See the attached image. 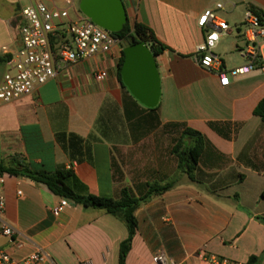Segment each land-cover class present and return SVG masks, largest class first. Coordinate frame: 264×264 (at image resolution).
Returning <instances> with one entry per match:
<instances>
[{"label": "crops", "instance_id": "crops-1", "mask_svg": "<svg viewBox=\"0 0 264 264\" xmlns=\"http://www.w3.org/2000/svg\"><path fill=\"white\" fill-rule=\"evenodd\" d=\"M122 1L129 23L145 25L166 46L155 56L159 124L153 128L147 111L120 87L116 68L121 44L107 54L62 64L55 78L31 94L0 103V161L19 159L32 169L49 172L64 166L74 174L67 179L73 190L112 198H118L121 186L140 196L148 184L176 176L172 187L135 209L137 225L124 264H154L151 256L157 251L176 264H212L210 256L247 264L250 256L260 254L256 264H264V222L257 219L264 215V173L237 160L249 142L250 157L254 150L264 152V122L253 114L264 96V68L229 77L222 86L214 71L194 61L204 36L197 18L204 9L222 2L237 25L246 9L264 16V0ZM17 8L16 0H0V56L4 59L0 82L6 60L21 44ZM240 40L233 29L220 35L213 52L224 69L246 63L239 53ZM260 54L264 65V44ZM100 69L107 75L95 80L93 73ZM169 122H182L201 132L223 156L219 159L212 149L206 150L195 170L198 185L176 171V163L170 172L166 162H158L162 155L174 157L172 144L166 147L149 137ZM209 122H228L229 137L213 130ZM59 133L80 136L88 146L86 158L71 160L56 140ZM125 155L126 171L121 167ZM149 155L159 160L149 164ZM239 174L243 175L240 180ZM3 190L1 222L13 228L23 245L15 248L0 236V248L21 257L40 247L56 264L80 260L117 264L118 245L127 234L118 218L71 202L54 215L52 209L60 197L24 176L5 174Z\"/></svg>", "mask_w": 264, "mask_h": 264}, {"label": "built area", "instance_id": "built-area-1", "mask_svg": "<svg viewBox=\"0 0 264 264\" xmlns=\"http://www.w3.org/2000/svg\"><path fill=\"white\" fill-rule=\"evenodd\" d=\"M19 19L20 48L6 60L7 69L0 82V103L29 95L34 89L57 76L62 64L75 63L97 55L107 54L122 39L93 23L78 8L76 0H16ZM224 10L222 2L204 9L197 18V24L204 28V36L194 53V61L218 76L219 84L225 86L229 77L238 76L255 68L263 69L260 47L264 44V16L255 9H246L241 27H236L243 45L239 53L246 59L241 66L224 69L221 58L213 52L222 33L231 29L219 16ZM103 69L93 73L95 80L105 78ZM4 175L0 174V215L5 208ZM70 201L60 197L52 213L57 215ZM13 228L0 219V236L7 238L15 248L23 241L14 236ZM203 258L204 255H202ZM212 264H244L223 257L210 256ZM154 264H176L168 261L162 251L151 256ZM0 264H56L42 248L37 247L21 257L0 248ZM78 264H92L80 260Z\"/></svg>", "mask_w": 264, "mask_h": 264}, {"label": "trees", "instance_id": "trees-1", "mask_svg": "<svg viewBox=\"0 0 264 264\" xmlns=\"http://www.w3.org/2000/svg\"><path fill=\"white\" fill-rule=\"evenodd\" d=\"M252 9V8H251ZM113 35L122 39L124 46L138 41H145L153 55L161 54L166 46L156 41L152 31L145 25L139 22L129 23L127 20L122 29ZM123 52L117 63L116 75L120 83V87L125 91L126 95L132 99L136 105L141 107L142 111H147L149 115V122L154 128L159 124L157 120L156 110L159 103L153 108H147L134 99L127 88L121 83L120 68L123 62ZM4 59L0 56V62ZM253 114L258 116L264 122V96L258 101L253 109ZM148 122V118H145ZM210 127L223 137H229L228 122H209ZM167 131L171 129L178 132L174 143L171 147V154L175 158L176 171L183 173L190 182L197 185L200 184L195 178V170L199 163H201L203 156L208 149L217 158L222 159V155L215 150V148L207 141L203 134L195 129L187 127L182 122H169L162 125ZM56 140L67 152L71 160L81 161L86 158L88 154V146L85 141L74 133H59L56 135ZM250 142L243 147L237 155V160L242 162L246 167H249L257 172L264 173V159L261 162H255L252 157L248 155ZM264 157V152H263ZM0 174H8L13 176H24L32 181L43 183L56 196L65 197L72 204L80 205L84 208H97L121 220L126 227V237L120 241L118 245V259L117 264H124L127 252L131 247V241L135 234L137 220L135 217V209L149 199L152 195H157L173 186V181L165 182L163 184L153 182L147 185V190L143 195L135 196L130 190L121 186L118 198L98 196L90 193H78L73 190L68 184L67 179L73 178L74 174L70 168L58 167L54 171H46L44 169H32L27 164L19 159H13L8 163L0 161ZM242 174H239V180L242 179ZM120 180V177L118 178ZM236 196V195H235ZM257 219L264 222V215L258 216ZM263 254L258 256H250L247 264H256Z\"/></svg>", "mask_w": 264, "mask_h": 264}, {"label": "water", "instance_id": "water-1", "mask_svg": "<svg viewBox=\"0 0 264 264\" xmlns=\"http://www.w3.org/2000/svg\"><path fill=\"white\" fill-rule=\"evenodd\" d=\"M78 8L93 23L113 33L120 31L127 21L122 0H79ZM122 52L121 83L140 104L147 108L155 107L160 97L155 55L145 41L126 45Z\"/></svg>", "mask_w": 264, "mask_h": 264}, {"label": "rangeland", "instance_id": "rangeland-1", "mask_svg": "<svg viewBox=\"0 0 264 264\" xmlns=\"http://www.w3.org/2000/svg\"><path fill=\"white\" fill-rule=\"evenodd\" d=\"M78 2H79V0H76V3L77 4H78ZM227 11H229V10L227 9V10H224V11H220L219 12V16H221L229 24L230 28L233 29L234 35H237V33H236V27H241V23L238 22V23H236L237 25H234L233 20H235L236 17L231 16ZM240 41H242V40H240ZM124 44L125 43L122 42V45L123 46H124ZM171 130L172 131H167L163 127L158 128L157 130H155L153 132V134L149 138L150 139L152 138L154 140L161 141L163 146L165 145L166 147H169L170 144H173L174 143L176 137L178 136V132L177 131H175L173 129H171ZM259 151L260 150H256V151L254 150L255 153H253L251 155V157L253 158V160L256 163L257 162H261L264 159L263 153H262L263 149H262L261 152H259ZM162 157H164V158H161V160L158 161L159 160L158 157L157 158H153V155H152V157L149 155L148 158H147V163L150 164L151 163V160H155V161H158L160 163L161 162H166V164H167L166 167H167L168 171L170 170V172H171L172 171L171 169L173 167V163H176L175 162V158L174 157L171 158L170 156H165V155H162ZM121 160H122L121 167L123 169H125V171H126L127 170V164H126L127 158H126V155L123 156V158ZM175 177L176 176H174V175H171L169 177L167 176V178L165 180H163V181L160 180V181H157L156 183H160V182H163V183L170 182V181H173L175 179Z\"/></svg>", "mask_w": 264, "mask_h": 264}]
</instances>
